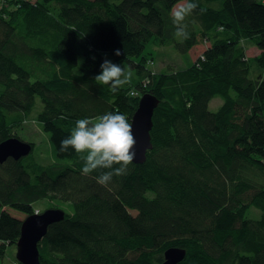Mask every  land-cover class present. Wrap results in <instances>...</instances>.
Masks as SVG:
<instances>
[{
  "label": "trees",
  "instance_id": "obj_1",
  "mask_svg": "<svg viewBox=\"0 0 264 264\" xmlns=\"http://www.w3.org/2000/svg\"><path fill=\"white\" fill-rule=\"evenodd\" d=\"M195 2L184 41L170 16L178 0H17L0 8V143L37 113L39 99L36 119L54 157L49 165L31 155L0 164V258L35 205L49 201L66 214L38 244L40 264H160L170 247L185 250L179 264H264V4ZM243 39L258 57L244 60ZM150 43L179 54L209 45L188 69L153 74ZM105 59L136 80L116 93L97 84ZM145 93L160 103L144 164L102 186L97 178L111 169L83 175L84 154L58 151L77 119L112 112L130 123ZM216 97L223 104L213 113ZM250 208L259 220L248 218Z\"/></svg>",
  "mask_w": 264,
  "mask_h": 264
},
{
  "label": "clouds",
  "instance_id": "obj_2",
  "mask_svg": "<svg viewBox=\"0 0 264 264\" xmlns=\"http://www.w3.org/2000/svg\"><path fill=\"white\" fill-rule=\"evenodd\" d=\"M198 7L195 0H178L171 9L170 16L175 27L174 36L179 40L189 39L190 33L185 20ZM114 55L120 56V50H116ZM100 68V74L94 79L97 84L109 86L110 92L116 93L123 86L131 84L133 72L130 68L114 64L107 59ZM132 94L135 95L134 92ZM135 147L136 139L127 117L109 112L94 119H77L70 135L60 141L58 151L64 153L71 148L76 153L84 154L81 157L84 160L81 169L83 175H89L97 169H111L102 172L97 178V183L107 186L113 176L127 174L128 166L136 158ZM114 165L119 166L114 167Z\"/></svg>",
  "mask_w": 264,
  "mask_h": 264
},
{
  "label": "water",
  "instance_id": "obj_3",
  "mask_svg": "<svg viewBox=\"0 0 264 264\" xmlns=\"http://www.w3.org/2000/svg\"><path fill=\"white\" fill-rule=\"evenodd\" d=\"M160 101L152 94H143L138 101L130 124L136 139V158L132 164L142 165L146 161L147 152L152 149L150 132L153 126L152 117ZM33 144L11 137L0 143V164L7 159L18 161L32 153ZM65 217L60 208H49L41 214L26 217L20 227V235L15 243V258L19 264H40L38 244L46 236L48 228ZM185 250L170 247L164 251L161 264H179L185 258Z\"/></svg>",
  "mask_w": 264,
  "mask_h": 264
},
{
  "label": "rangeland",
  "instance_id": "obj_4",
  "mask_svg": "<svg viewBox=\"0 0 264 264\" xmlns=\"http://www.w3.org/2000/svg\"><path fill=\"white\" fill-rule=\"evenodd\" d=\"M245 39L241 40L240 45H245L244 41ZM209 42V41H208ZM210 43V42H209ZM209 44L207 43L204 45V47H207ZM244 50V60H252L253 58H249L246 54L245 47L242 46ZM246 46L250 49V51H254V44L252 41L246 42ZM196 52L194 55H188L186 54H179L177 53L172 46H156L154 47V44L150 43L145 48V53H151L153 61L148 62L147 66L149 67L151 73L157 74V73H166L171 71H182L185 69H188L191 65L194 64V62L197 59V56L200 52ZM195 60V61H194ZM84 59L82 57H79V63L80 65ZM194 61V62H193ZM193 62V63H192ZM153 63V64H151ZM125 68H128V66L122 65ZM156 71V72H155ZM259 71L258 67L256 65H251L250 74L255 75ZM76 72H79V69H76ZM133 72V71H132ZM136 75L133 72V78L132 81L136 80ZM128 87V86H127ZM132 89V88H131ZM127 95L130 97L129 91ZM139 96V94H138ZM142 95L139 96V98ZM221 100V99H220ZM37 107L35 108L37 110L30 114L14 131L12 136L16 137L24 142L32 143L34 144L32 153L30 154L32 156V160L36 162L39 165H49L54 161L52 148L49 141V134L42 131L40 124L37 122L36 115L41 112L42 110V104L39 99L36 100ZM36 113V115H35ZM49 201H40L35 205V213L43 212L46 209H49L48 207ZM133 216L136 215V212H130ZM260 211L255 208H250L248 211V218L259 220L260 219ZM24 219V216L21 218V220ZM16 253V247L13 246H6L4 255L0 258V264H19L16 261L15 258Z\"/></svg>",
  "mask_w": 264,
  "mask_h": 264
},
{
  "label": "crops",
  "instance_id": "obj_5",
  "mask_svg": "<svg viewBox=\"0 0 264 264\" xmlns=\"http://www.w3.org/2000/svg\"><path fill=\"white\" fill-rule=\"evenodd\" d=\"M245 42H244V44L245 45H242V46H244L245 47V50H246V54L248 55V57L251 59V58H255V57H258L259 55H260V50L255 46L254 47V51H250V49L246 46V42L248 43V41H250V40H244ZM251 42V41H250ZM154 47H156V45H154ZM199 48H201L200 49V52H199V54H198V56L203 52V48H204V45H202L201 43L200 44H198V45H196L195 47H193L192 49H190L189 50V52L187 53L188 55H191V54H195L196 52H198L199 51ZM175 50V49H174ZM145 52V51H144ZM177 52V51H176ZM178 53V52H177ZM149 54H151V53H149ZM198 56H197V58H198ZM151 61H153V63H154V59H153V57H152V60H150L149 62H151ZM195 61V60H194ZM193 61V62H194ZM192 62V63H193ZM153 63H151V64H153ZM192 66V65H191ZM174 71H176V70H174ZM156 72V71H155ZM133 89L134 88H132V89H130L129 90V94H130V97H132L131 96V92L133 91ZM139 101V100H138ZM222 104H223V102H222V99L220 100V98H218V97H216V98H213L210 102H209V105H208V109L211 111V112H216V111H218L219 110V108L222 106ZM137 105H138V102H137ZM137 108V107H136ZM136 110V109H135ZM64 212H65V210H63ZM65 214H66V212H65Z\"/></svg>",
  "mask_w": 264,
  "mask_h": 264
},
{
  "label": "built area",
  "instance_id": "obj_6",
  "mask_svg": "<svg viewBox=\"0 0 264 264\" xmlns=\"http://www.w3.org/2000/svg\"><path fill=\"white\" fill-rule=\"evenodd\" d=\"M8 1H17V0H0V8H1L6 2H8ZM257 1L261 2L262 4H264V0H257ZM198 59H203V56H202V55H199V56H198ZM133 92H134V91L131 92V96H132V97H136V96H137V93L134 92L135 95H133V94H132ZM36 214H37V213H36Z\"/></svg>",
  "mask_w": 264,
  "mask_h": 264
},
{
  "label": "bare ground",
  "instance_id": "obj_7",
  "mask_svg": "<svg viewBox=\"0 0 264 264\" xmlns=\"http://www.w3.org/2000/svg\"><path fill=\"white\" fill-rule=\"evenodd\" d=\"M144 81L147 82V83L149 82V80H148L147 78H145ZM167 249H168V248H167ZM167 249H165V250H167ZM165 250H164V251H165ZM164 251H163V254H164ZM163 254H162V262H163ZM162 262H161V263H162ZM161 263H160V264H161Z\"/></svg>",
  "mask_w": 264,
  "mask_h": 264
}]
</instances>
